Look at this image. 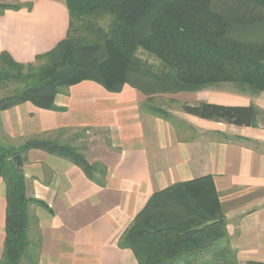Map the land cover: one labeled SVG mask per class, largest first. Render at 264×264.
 I'll list each match as a JSON object with an SVG mask.
<instances>
[{
  "label": "crops",
  "instance_id": "obj_1",
  "mask_svg": "<svg viewBox=\"0 0 264 264\" xmlns=\"http://www.w3.org/2000/svg\"><path fill=\"white\" fill-rule=\"evenodd\" d=\"M0 4L21 6L0 14V55L33 63L67 36L66 0ZM152 99L173 118L145 111L148 96L129 85L110 93L93 81L64 89L55 99L57 110L26 103L0 112L5 147L19 149L31 139L57 141L99 168L92 180L79 166L44 150L20 155L26 197L47 205L29 207L37 225H30L28 236L41 240L38 264H138L130 249L120 247L138 214L154 195L206 177L223 206L227 235L174 264L264 263V91L221 84ZM183 103L254 105L263 116L258 126L237 127L188 115L180 109ZM6 215L7 188L0 179V261Z\"/></svg>",
  "mask_w": 264,
  "mask_h": 264
},
{
  "label": "trees",
  "instance_id": "obj_2",
  "mask_svg": "<svg viewBox=\"0 0 264 264\" xmlns=\"http://www.w3.org/2000/svg\"><path fill=\"white\" fill-rule=\"evenodd\" d=\"M66 1L68 33L52 51L28 64L1 53L0 112L26 103L57 110L56 97L83 81H93L110 93H121L129 85L148 96L145 111L165 120L173 116L152 104L155 95L221 84H235L255 94L264 91V0ZM20 8L0 4V14ZM240 30L243 33L238 34ZM140 51L158 64L140 58ZM179 105L188 115L237 127L258 126L257 118L263 116L254 105ZM32 149L71 161L92 180L99 170L76 148L57 141L31 139L19 149L0 141V179L7 188L0 264H38L40 252L28 236L29 207L47 205L26 197L21 166L14 165L15 157ZM226 235L223 206L212 178L206 177L154 195L121 238L120 247L130 249L138 264H174Z\"/></svg>",
  "mask_w": 264,
  "mask_h": 264
},
{
  "label": "rangeland",
  "instance_id": "obj_3",
  "mask_svg": "<svg viewBox=\"0 0 264 264\" xmlns=\"http://www.w3.org/2000/svg\"><path fill=\"white\" fill-rule=\"evenodd\" d=\"M242 31L240 30V31H238V34H240ZM257 32V31H256ZM243 33V32H242ZM250 33H252L253 35H254V30L253 29H250ZM250 33H244L245 35H248L249 37H250ZM138 56L140 57V58H142L143 60H145V61H147V62H149V63H152V64H158V61H156L153 57H151V56H149L148 54H146V53H144V52H142V51H140L139 53H138ZM16 86L14 85V86H11L10 87V90H13L14 88H15ZM257 94V93H256ZM259 94V93H258ZM1 95L3 96L4 95V92L2 91L1 92ZM173 107H176V105H172ZM66 142V141H65ZM81 144H83V142H80ZM79 143H77V145H78ZM84 144H86V145H89V142L88 141H85V143ZM89 156V155H88ZM34 224H36L37 225V223L35 222V219L30 215V225L32 226V225H34ZM29 225V227H31ZM36 237H38V236H31L29 239H30V242L35 246V248H36V250H37V252H40L41 251V240L39 239V237L38 238H36ZM25 264V263H24Z\"/></svg>",
  "mask_w": 264,
  "mask_h": 264
},
{
  "label": "water",
  "instance_id": "obj_4",
  "mask_svg": "<svg viewBox=\"0 0 264 264\" xmlns=\"http://www.w3.org/2000/svg\"><path fill=\"white\" fill-rule=\"evenodd\" d=\"M14 165L18 168L21 165V156H17L14 158Z\"/></svg>",
  "mask_w": 264,
  "mask_h": 264
}]
</instances>
